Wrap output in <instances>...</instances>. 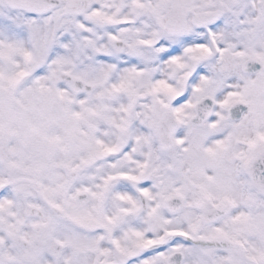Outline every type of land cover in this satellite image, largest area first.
Instances as JSON below:
<instances>
[{
  "label": "snow or ice",
  "instance_id": "obj_1",
  "mask_svg": "<svg viewBox=\"0 0 264 264\" xmlns=\"http://www.w3.org/2000/svg\"><path fill=\"white\" fill-rule=\"evenodd\" d=\"M0 264H264V0H0Z\"/></svg>",
  "mask_w": 264,
  "mask_h": 264
}]
</instances>
